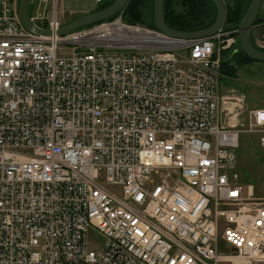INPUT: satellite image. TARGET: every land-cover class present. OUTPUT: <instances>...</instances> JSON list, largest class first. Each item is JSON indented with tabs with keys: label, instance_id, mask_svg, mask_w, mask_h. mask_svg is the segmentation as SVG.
Returning a JSON list of instances; mask_svg holds the SVG:
<instances>
[{
	"label": "built area",
	"instance_id": "obj_1",
	"mask_svg": "<svg viewBox=\"0 0 264 264\" xmlns=\"http://www.w3.org/2000/svg\"><path fill=\"white\" fill-rule=\"evenodd\" d=\"M58 3L29 15L42 35L0 0V264H264V196L236 168L264 108L242 122L218 90L238 27L182 38L122 9L59 35Z\"/></svg>",
	"mask_w": 264,
	"mask_h": 264
},
{
	"label": "rangeland",
	"instance_id": "obj_2",
	"mask_svg": "<svg viewBox=\"0 0 264 264\" xmlns=\"http://www.w3.org/2000/svg\"><path fill=\"white\" fill-rule=\"evenodd\" d=\"M108 1L111 0H59L58 9L63 10L64 13L58 12L57 18L63 22H70L79 15L92 12ZM207 1L211 4L209 0ZM230 2L231 0H224V3L230 4ZM261 7L262 5L259 6L260 9ZM48 9H51V0H33L29 4L27 12L32 16H38L39 14L40 17L46 16L49 19L51 13H45V10ZM69 10H74L76 13H69ZM140 10L144 23L151 24L153 1H144ZM218 83V90L221 95L232 96L235 92V94L242 96V100H240L243 111L242 122L247 119L249 110L264 107V61H248L237 65L235 75L227 70V72L222 73ZM259 138L260 134L258 132H242L237 148L236 168L239 174V182L246 186L245 192L254 197L264 196V148L260 144ZM152 178L156 179L157 175L152 174ZM104 242L105 236L103 233L94 228L88 229L87 244L90 249L99 250Z\"/></svg>",
	"mask_w": 264,
	"mask_h": 264
},
{
	"label": "trees",
	"instance_id": "obj_3",
	"mask_svg": "<svg viewBox=\"0 0 264 264\" xmlns=\"http://www.w3.org/2000/svg\"><path fill=\"white\" fill-rule=\"evenodd\" d=\"M113 1L114 0L103 3L95 10L105 8ZM144 1L146 0H128L125 7L123 8L122 20L127 23L145 24L140 10V7ZM209 1L211 4H209L207 0H162L164 24L167 27L178 31H196L210 26L216 19L217 7L212 0ZM262 1L263 0H261V2ZM250 2L251 0H231L230 4L224 3L226 14L224 21L225 24H223V26L226 28L238 27V23L245 14ZM117 15L118 13L107 18L106 20L112 19ZM257 19H259L258 16H256L254 22H257ZM146 25L155 27L154 20L152 19V23ZM236 43L238 50L236 53L230 54L227 50L222 52L223 58L220 66V77L222 73L227 72V70L232 75H235V68L237 65L246 63L248 61H256L242 51L239 45L238 37L236 38ZM250 43L256 49H260L251 41ZM260 50L264 51V49Z\"/></svg>",
	"mask_w": 264,
	"mask_h": 264
},
{
	"label": "water",
	"instance_id": "obj_4",
	"mask_svg": "<svg viewBox=\"0 0 264 264\" xmlns=\"http://www.w3.org/2000/svg\"><path fill=\"white\" fill-rule=\"evenodd\" d=\"M212 1L217 7V16L215 21L210 26L196 31H178L175 29H171L164 24L162 0H153V20L155 27L167 34L182 38H198L211 36L224 24L226 14V8L223 0ZM31 2L32 0H19L18 17L21 24L28 30L35 33L49 35V30L37 26L30 20L27 10ZM127 2L128 0H114L105 8L80 15L72 21L62 25V27L58 30V34L63 35L76 28L105 20L122 10ZM260 2L261 0H251L245 14L238 23L239 45L245 54L256 61H264V51L253 47L250 43L249 37L251 27L256 19Z\"/></svg>",
	"mask_w": 264,
	"mask_h": 264
},
{
	"label": "crops",
	"instance_id": "obj_5",
	"mask_svg": "<svg viewBox=\"0 0 264 264\" xmlns=\"http://www.w3.org/2000/svg\"><path fill=\"white\" fill-rule=\"evenodd\" d=\"M261 5H262L261 9L258 8L257 15H256L259 17V19H257V22H254V24L252 25L249 38H250V41L255 46H257L260 49H264V0L261 2ZM235 264H248V262H245V261L235 262Z\"/></svg>",
	"mask_w": 264,
	"mask_h": 264
},
{
	"label": "bare ground",
	"instance_id": "obj_6",
	"mask_svg": "<svg viewBox=\"0 0 264 264\" xmlns=\"http://www.w3.org/2000/svg\"><path fill=\"white\" fill-rule=\"evenodd\" d=\"M53 6V5H52ZM262 263H264V261H262Z\"/></svg>",
	"mask_w": 264,
	"mask_h": 264
}]
</instances>
